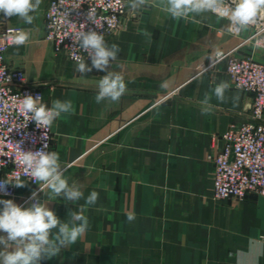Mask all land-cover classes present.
<instances>
[{
	"label": "crops",
	"instance_id": "0c3cea01",
	"mask_svg": "<svg viewBox=\"0 0 264 264\" xmlns=\"http://www.w3.org/2000/svg\"><path fill=\"white\" fill-rule=\"evenodd\" d=\"M155 2L133 9L126 0L120 28L105 40L120 47L109 67L127 85L118 102L95 100L105 71L81 75L77 62L46 39L48 0L30 25L0 14V28L30 33L26 45L9 47L6 61L24 70L49 107L56 99L73 105L52 125V151L84 196L77 203L57 197L48 207L67 220L69 211L84 205L89 227L40 264H264V195L215 199L214 166L207 158L223 147L222 134L246 118L251 95L230 85L226 102L211 101V114H202L200 103L215 85L229 82L223 61L207 71L202 64L210 63L214 50H233L249 28L231 34L228 20L212 12L174 19ZM233 52L252 51L244 46ZM253 54L264 58L260 48ZM23 181L16 196L0 199L29 207L31 202H21L32 184ZM94 190L98 201L88 206ZM46 199L42 193L40 202ZM129 212L135 215L131 222Z\"/></svg>",
	"mask_w": 264,
	"mask_h": 264
},
{
	"label": "clouds",
	"instance_id": "9594fccd",
	"mask_svg": "<svg viewBox=\"0 0 264 264\" xmlns=\"http://www.w3.org/2000/svg\"><path fill=\"white\" fill-rule=\"evenodd\" d=\"M42 0H0V14L5 18L18 17L25 24H32L36 19ZM133 9L143 7L148 0H128ZM155 6L174 19L199 16L207 12L218 14L229 21L228 31L231 33L246 29L254 23L261 13H264V0H156ZM87 19L94 24L92 14ZM80 30L72 37L77 48L87 53L91 59V67L83 57L77 56L76 72L85 76L95 68L105 71L106 75L97 82L98 93L95 96L97 103L108 100L118 102L127 90L124 77L115 71L109 70L110 62L118 58L120 47L113 43H106L104 35L94 30L85 31V24H80ZM30 33L23 29L17 30L11 36L13 46L19 48L26 45ZM224 54L214 50L208 60L210 67L220 62ZM207 71V69H205ZM165 85H161L164 87ZM227 81L215 85L211 92H206L200 101L202 114H211L214 105L211 101L226 102V91L230 88ZM238 97H233L235 101ZM19 108L23 114L35 124L38 129L45 131L52 127L55 120L73 112L71 101L53 100L49 107L43 102V96H23L19 101ZM45 138V133H44ZM22 143V142H21ZM47 144L39 150H22L17 143V163L31 181L39 185L38 191H33L29 207H21L11 199H0V264H40L43 259H52L60 254L64 247L75 244L89 227L88 219L83 215L84 205L79 211L71 210L67 220H61L55 211L48 207L49 201L62 197L65 202L77 203L84 196L80 188L74 183L69 184L64 172L61 170L59 154L55 151H46ZM25 187L26 182L16 177L15 183L4 180L0 183V190L6 185ZM39 192H43L47 199L40 202ZM99 193L92 191L86 198L85 204L95 205ZM129 222L135 219L132 212L127 213ZM55 230V231H53Z\"/></svg>",
	"mask_w": 264,
	"mask_h": 264
},
{
	"label": "built area",
	"instance_id": "2783aa9c",
	"mask_svg": "<svg viewBox=\"0 0 264 264\" xmlns=\"http://www.w3.org/2000/svg\"><path fill=\"white\" fill-rule=\"evenodd\" d=\"M89 12L94 24L87 19ZM125 12L126 0H48L46 39L56 52L69 60L76 62V57L80 56L91 62L87 53L78 49L72 40L80 30V24H85V31L102 33L106 40L120 28ZM247 28L249 32L233 50H220L224 54L221 61L229 84L250 94L251 104L246 118L232 124L222 134L223 147L207 156L214 166L211 190L215 199L244 198L250 193L264 195V58L258 59L253 54L257 48L264 52V13ZM19 29L22 28H0V183L4 180L15 183L17 176L29 181L32 189L22 196L21 204H25L33 202L29 198L33 191H38L39 185L15 163L17 143L25 151L39 150L46 143V151H52L53 136L52 127L46 131L38 129L19 108L23 96H43L40 88L28 82L23 69L6 61V53L13 46L11 36ZM241 32L230 33L238 35ZM244 46L250 47L252 52L241 55L233 52ZM210 64L201 67L206 69ZM42 193L39 192V200ZM0 195L16 196V187L6 185Z\"/></svg>",
	"mask_w": 264,
	"mask_h": 264
}]
</instances>
